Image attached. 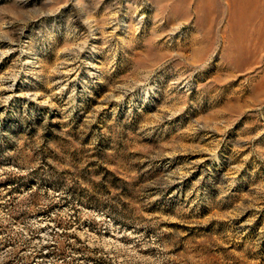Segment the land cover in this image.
<instances>
[{
  "label": "rangeland",
  "instance_id": "374dc122",
  "mask_svg": "<svg viewBox=\"0 0 264 264\" xmlns=\"http://www.w3.org/2000/svg\"><path fill=\"white\" fill-rule=\"evenodd\" d=\"M0 264H264V0H0Z\"/></svg>",
  "mask_w": 264,
  "mask_h": 264
}]
</instances>
